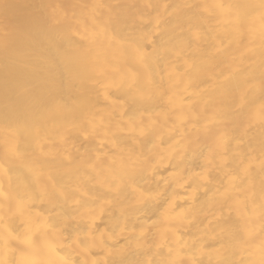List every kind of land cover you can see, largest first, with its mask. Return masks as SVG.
Here are the masks:
<instances>
[{
	"label": "bare ground",
	"instance_id": "1",
	"mask_svg": "<svg viewBox=\"0 0 264 264\" xmlns=\"http://www.w3.org/2000/svg\"><path fill=\"white\" fill-rule=\"evenodd\" d=\"M264 264L261 0H0V264Z\"/></svg>",
	"mask_w": 264,
	"mask_h": 264
},
{
	"label": "snow or ice",
	"instance_id": "2",
	"mask_svg": "<svg viewBox=\"0 0 264 264\" xmlns=\"http://www.w3.org/2000/svg\"><path fill=\"white\" fill-rule=\"evenodd\" d=\"M261 2H262V5H264V0H261Z\"/></svg>",
	"mask_w": 264,
	"mask_h": 264
},
{
	"label": "clouds",
	"instance_id": "3",
	"mask_svg": "<svg viewBox=\"0 0 264 264\" xmlns=\"http://www.w3.org/2000/svg\"><path fill=\"white\" fill-rule=\"evenodd\" d=\"M68 264H70V262H68Z\"/></svg>",
	"mask_w": 264,
	"mask_h": 264
}]
</instances>
